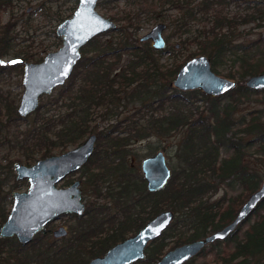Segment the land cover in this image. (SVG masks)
Masks as SVG:
<instances>
[{
	"label": "trees",
	"instance_id": "trees-1",
	"mask_svg": "<svg viewBox=\"0 0 264 264\" xmlns=\"http://www.w3.org/2000/svg\"><path fill=\"white\" fill-rule=\"evenodd\" d=\"M176 1L184 0H162L164 4ZM239 1L242 0H201L196 3L200 6H196L185 0L189 9L181 17L184 25L202 13L212 23L208 30H199L195 40L202 50L210 49L206 53L214 71L217 72L221 58L237 55L239 68L228 73L237 79L236 86L225 95H208L200 88L184 91L174 87L173 80L182 65L166 67L161 62L163 52L156 51L148 42L136 45L124 39L117 47L97 36L82 47V57L73 73L64 85L57 87L59 90L50 101L40 102L32 113L35 115L31 128L17 146L27 160L36 154L51 156L54 150L66 151L94 133L98 119L116 120L97 132L101 144L81 170L90 200L85 217L79 216L78 220L86 222L75 233L77 227L74 228L61 245L40 234L38 244L32 242L31 247L22 245L17 238L0 236V264H89L91 259L103 256L115 244L136 234L155 215L171 209L176 214L174 221L148 244L145 258L133 263L156 264L166 253L169 235L175 236L178 246L203 238L234 219L263 179L244 161L252 145H257L256 154L260 155L256 160L264 163V109L249 112V118H236L241 103L255 99L264 104V89L253 90L245 84L246 77L264 72V50L258 56L246 51L239 55V46L233 44L240 24L258 20L259 25L264 21V5L259 3L247 17H230L219 7ZM14 2L0 0V80L14 65L24 62H1L15 40L14 23L2 22L3 13ZM225 27L227 32H223ZM184 30L187 32L189 27ZM120 33L125 34V29L121 28ZM124 50L131 52V58L123 63ZM4 99L0 92V103ZM133 102L139 108L120 118L121 110ZM6 106L9 118L25 120L30 116L21 117L17 105L11 102ZM175 132L182 133L177 144L181 170L172 173L164 188L150 192L139 162H134L135 149L130 145L155 134L163 137ZM220 187H226L225 194L210 202L207 196ZM228 188H239L241 192L229 196ZM243 192L245 197L240 195ZM263 210L264 200L227 238L211 243L232 246L217 264H264ZM180 215L188 220L182 227L178 224ZM255 215L257 218L244 229ZM7 217L0 208V227ZM194 258L184 264H191Z\"/></svg>",
	"mask_w": 264,
	"mask_h": 264
},
{
	"label": "rangeland",
	"instance_id": "rangeland-1",
	"mask_svg": "<svg viewBox=\"0 0 264 264\" xmlns=\"http://www.w3.org/2000/svg\"><path fill=\"white\" fill-rule=\"evenodd\" d=\"M188 1H192L193 5L201 2V0ZM248 1V3L244 0L232 2L227 6L219 7L230 17L233 15L247 17L249 13L254 11L259 3H263L264 5V0ZM78 3L79 0H15L13 6L3 13V23H14L12 35L15 37V40L12 42L11 51L1 58V62L9 63L10 61L24 60L23 63L14 65L12 71L5 74L0 80V92L3 95V98H5L0 103V208H3L7 215L10 214L14 204V193L25 192L29 188V182L27 179H17L15 164L23 163L26 165H33L38 160L45 157L36 154L34 158L27 160L22 153V150L17 146L18 142L25 137L24 133L31 128L35 114H31L25 120H14L8 117L6 104L11 102L12 104L17 105V107L20 104L24 92L23 75L25 64L27 62H36L41 58L43 59L49 52L57 51L62 46L63 40L61 36L57 35V27L61 22L73 16L78 7ZM188 9L185 0L183 3L176 1L173 4H171V2L164 4L162 0H100L97 5L98 12L102 16L113 20L116 23L117 28L105 32L99 35V37L102 42H111L112 45L117 47L124 39L130 40L136 45L148 42L149 45L153 47L152 42H149L148 40L143 41L142 38L150 32L155 25L163 22L167 25V29L163 34L167 44L165 48L159 50L163 52L161 54V62L164 63L166 67H174L178 64L183 65L193 57L200 55L208 56L206 51H210L208 47L202 50L200 47L201 45L198 43V40H195V37L199 30H208L212 23L207 22L205 14L199 13L197 14V19H195V21L181 25V23L184 22L181 17L187 14ZM113 16H115L117 20L112 18ZM258 22L259 21L256 20L242 23L238 26L237 32L239 33L233 38V44L239 46L237 54L240 55L243 51H246L258 56L261 51L264 50V21H261L259 25L257 24ZM183 27H189V30L185 32ZM121 28L125 29V34L123 35L120 33ZM227 31L228 29L225 27L223 32ZM88 48H91V46H88ZM122 52V62L124 63L127 59L131 58V52L129 50H124ZM89 53H91V51H89ZM31 55L33 56L31 57ZM221 60L222 62L217 65L218 74L236 81L237 79L231 78L228 73L233 71L237 72L236 70L240 66V63L237 60V55H226L221 58ZM249 77H246L245 81H247ZM58 90L59 88L55 89L51 94L44 95L40 102L50 101L51 98L57 94ZM124 108V111L120 109V118L125 114H133V112L139 108V105L138 103L133 102L129 107ZM258 109H264V104L257 102L255 99L241 103L237 108L236 118L243 115H246L249 118L250 115L248 113ZM115 121V119L109 121L98 119L97 122H95L99 123L96 124L97 127L95 133L109 128ZM181 137L182 133L175 132L171 133L170 136L152 137L150 140L143 142L142 148H139V143L134 144L133 146L136 150V154H134V162L136 163L140 160L141 155L145 156L148 154L153 147H157L158 150H162L165 153L167 163L172 169V173L176 172L177 174L181 170V159L177 154V144L181 140ZM247 138L253 139V137ZM256 147L257 145L255 144L250 147L249 150L251 152L248 153L244 161L247 164H250L251 167L263 177L264 163L260 160H256V157L260 156L259 154H256ZM71 148L72 146L69 147V149ZM63 152L64 151L54 150L52 155L61 154ZM251 153L254 154L249 155ZM72 178L73 180H83L84 176L80 171ZM66 182L67 181L59 183L58 187H64ZM225 188L222 187V189L218 190L216 193L209 194V196H207L208 200L213 202L222 197L226 192ZM240 192L239 188L236 191L229 190V196L239 194ZM240 195L245 197L246 193L243 192ZM262 212H264V210ZM256 218V215L253 216L250 222L244 226V229H246V227ZM85 222L86 221L83 219L78 220L71 216H63L60 220L51 224V227L57 228L63 225L68 228L70 236L74 228L77 227L74 231L75 233L80 229L78 227ZM184 222H188V220H184V215H180L178 219L179 226L182 227ZM169 231L172 232V230ZM213 232H210L207 235ZM174 237L175 236L171 237L169 235L166 238L168 244L165 247L164 252L174 249L177 246ZM53 238L54 237L52 236L50 240ZM231 248L232 246H228V243H222L221 245L216 246L210 243L204 248V252H200V254L195 256L194 261L191 264H217L220 262L219 257L224 254V251Z\"/></svg>",
	"mask_w": 264,
	"mask_h": 264
},
{
	"label": "water",
	"instance_id": "water-1",
	"mask_svg": "<svg viewBox=\"0 0 264 264\" xmlns=\"http://www.w3.org/2000/svg\"><path fill=\"white\" fill-rule=\"evenodd\" d=\"M100 0H79L73 16L61 22L57 35L63 44L49 52L39 62H28L23 75L24 92L18 105L21 117L36 111L42 96L66 83L82 57L81 49L93 38L114 30L116 23L102 16L97 5ZM106 1V0H104ZM163 22L155 25L142 40H152L153 48H165L167 41ZM246 86L254 90L264 89V72L249 77ZM173 86L180 90L200 88L206 94L221 96L236 86V81L221 76L213 70L208 56L200 55L186 61L177 72ZM97 135L91 134L79 145L61 153L38 160L33 165L16 163L17 179H27L29 188L25 192L14 193V204L6 221L0 228V236L16 235L22 244H28L49 222L62 214L85 213V203L79 179L69 187L58 184L69 174L77 172L91 157L96 147ZM143 172L150 191H158L166 186L172 171L165 153L159 151L143 161ZM264 200V175L260 187L250 194L232 221L204 238L192 240L167 251L156 264H184L197 256L208 244L227 238L245 221ZM175 212L166 209L155 215L136 234L115 244L103 256L90 260L89 264H133L145 258L148 244L160 237L175 219ZM55 236L67 235L62 226Z\"/></svg>",
	"mask_w": 264,
	"mask_h": 264
},
{
	"label": "flooded vegetation",
	"instance_id": "flooded-vegetation-1",
	"mask_svg": "<svg viewBox=\"0 0 264 264\" xmlns=\"http://www.w3.org/2000/svg\"><path fill=\"white\" fill-rule=\"evenodd\" d=\"M149 42H153L152 40H148ZM156 51H159V50H156ZM45 58V57H44ZM43 58V59H44ZM42 59V60H43ZM41 60V61H42ZM41 61H36V62H34V63H39V62H41ZM28 63V62H27ZM26 63V64H27ZM25 64V65H26ZM24 70H25V67H24ZM95 133V132H94ZM94 133H91V134H94ZM91 134H89V135H87L86 136V138L87 137H89ZM96 135H97V141H96V147H95V150H94V152H93V154L91 155V157L89 158V160L87 161V163H85L77 172H73V173H71V174H69L64 180H62L60 183H62V182H65V181H67L66 182V184H64L65 186L64 187H69V186H71L74 182H76L77 180H79V179H75V180H73V178L72 177H74V175H76V173H78V172H80L81 170H82V168H85V166L86 165H88V163H89V161L94 157V153H95V151H96V149H97V146L98 145H100L101 144V141L99 140V137H100V135L98 134V133H95ZM112 134H114V133H105L104 135H106V136H111ZM116 135H117V133H115ZM170 136V135H169ZM152 137H158L157 136V134H155L154 136H152ZM152 137H148V138H145V139H140L139 141H136V142H134L133 143V145L134 144H137V143H139L140 144V146H139V148H142L143 147V142H145V141H148V140H150ZM86 138H84V140L86 139ZM83 140V141H84ZM82 141V142H83ZM82 142H80V143H82ZM80 143H78L77 145H79ZM77 145H72V147H75V146H77ZM133 145H130L131 147H134ZM134 149H135V147H134ZM69 150V149H68ZM67 151V150H66ZM159 151H162V150H158L157 149V147H153L152 149H151V151L148 153V154H146L145 156L144 155H141V157H140V160H138L137 162H139V168H140V171L142 172V174H143V176H144V179H145V175H144V172H143V161L146 159V158H148V157H150V156H153V155H155L156 153H158ZM65 152V151H64ZM135 152H136V150H135ZM166 156V155H165ZM167 159V158H166ZM169 166V165H168ZM171 169V168H170ZM171 171H172V169H171ZM172 176V175H171ZM72 178V179H71ZM82 180V179H81ZM84 180V179H83ZM82 180V182H81V185H80V187H81V189H82V194H83V198H82V200L84 201V203H85V212H86V210H87V207H88V203H89V200H90V198H88L89 196H88V194H86V186L84 185V181ZM145 181H146V179H145ZM29 182V181H28ZM146 185H147V189H148V183H147V181H146ZM220 189H222V187H220L218 190H220ZM149 190V189H148ZM150 191V190H149ZM150 192H155V191H150ZM13 202H14V195H13ZM85 214L86 213H84V215H82L81 217H85ZM63 216H71V217H73V218H75V219H78V217H79V215L78 214H75V213H69V214H62V215H60L59 217H57L56 219H54V220H52L51 222H49L40 232H38L35 236H34V239L32 240V241H30L28 244H22L20 241H19V239H18V237L16 236V235H14V236H11V237H3V238H17V240L22 244V245H24V246H28V247H31V246H33V245H31V243L32 242H36L37 241V237H38V235L40 234L41 236L42 235H44L45 236V238L47 239V240H49L50 242H53V243H55V244H57V245H61L62 244V241L65 239V238H67V237H69V230H68V228H66L67 229V235L66 236H61V237H57V236H55V234H54V232L58 229V228H60V227H62L63 225H61V226H59V227H57V228H54V227H51V224H53L54 222H56V221H58V220H60ZM65 227V226H64ZM1 228V227H0ZM54 237L52 240H50V238L51 237ZM71 236V235H70ZM2 237V236H1ZM60 240H61V242H60ZM68 241H71V240H69V239H67ZM36 244H38V241H37V243H35V245Z\"/></svg>",
	"mask_w": 264,
	"mask_h": 264
}]
</instances>
